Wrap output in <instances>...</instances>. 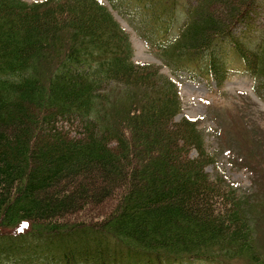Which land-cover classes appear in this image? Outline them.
Listing matches in <instances>:
<instances>
[{
    "label": "trees",
    "instance_id": "16d2710c",
    "mask_svg": "<svg viewBox=\"0 0 264 264\" xmlns=\"http://www.w3.org/2000/svg\"><path fill=\"white\" fill-rule=\"evenodd\" d=\"M112 7L175 74L219 88L240 75L264 93V0ZM133 56L100 0H0V255L9 264H264L253 227L264 199L206 171L216 160L198 124L178 118L177 83ZM102 206L99 221H71Z\"/></svg>",
    "mask_w": 264,
    "mask_h": 264
},
{
    "label": "rangeland",
    "instance_id": "374dc122",
    "mask_svg": "<svg viewBox=\"0 0 264 264\" xmlns=\"http://www.w3.org/2000/svg\"><path fill=\"white\" fill-rule=\"evenodd\" d=\"M101 1L108 3V0ZM115 15L130 33L134 61L162 66L156 53L147 47L116 12ZM135 20L144 21L140 18ZM162 71L173 76L178 82L184 105L182 115L198 122L204 132L208 150L217 160L216 166L209 167L208 172L214 176L222 175L223 179L238 187L241 193H249L255 202L264 199V93L257 95L255 84L243 77H235L225 83L222 89L217 90L215 85L210 88L205 81H191L184 74L174 76L164 67ZM255 182L258 187L252 190ZM109 204L112 205L113 202L107 203L105 208H109ZM105 208H87L70 218L71 221H99L107 214ZM262 216L264 217V213L259 211L257 219L253 222L260 243H264ZM2 258L4 259L1 264L14 263L11 258Z\"/></svg>",
    "mask_w": 264,
    "mask_h": 264
}]
</instances>
